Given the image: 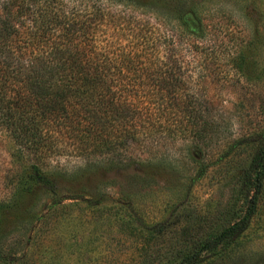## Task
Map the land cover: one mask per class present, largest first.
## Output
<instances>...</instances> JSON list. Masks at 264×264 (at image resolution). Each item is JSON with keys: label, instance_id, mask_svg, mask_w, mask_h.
I'll list each match as a JSON object with an SVG mask.
<instances>
[{"label": "rangeland", "instance_id": "374dc122", "mask_svg": "<svg viewBox=\"0 0 264 264\" xmlns=\"http://www.w3.org/2000/svg\"><path fill=\"white\" fill-rule=\"evenodd\" d=\"M7 2L24 21L64 15L56 36L90 32L110 60L120 56L122 74L110 80H143L127 67L151 65L177 89L172 105L154 97L147 106L159 125L128 158L60 142L40 161L21 159L0 130V264H177L241 215L242 175L264 133V0ZM92 15H103L99 29H89ZM185 108L199 126L190 136L164 123ZM35 164L49 177L28 186ZM225 259L264 264V190Z\"/></svg>", "mask_w": 264, "mask_h": 264}, {"label": "trees", "instance_id": "16d2710c", "mask_svg": "<svg viewBox=\"0 0 264 264\" xmlns=\"http://www.w3.org/2000/svg\"><path fill=\"white\" fill-rule=\"evenodd\" d=\"M5 5L0 3V130L21 159L28 154L40 161L60 142L70 143L83 156L128 158L131 147L152 140L158 119L144 111L154 97L166 106L174 103L177 84L168 71L155 72L151 65L139 70L132 63L127 68L147 80H110L122 74L120 56L110 60L104 46L92 45L90 32L56 36L53 29L62 25L64 15L27 16L24 21L11 2ZM102 16L92 15L89 29H99ZM191 115L187 109L171 113L164 123L176 124L181 134L190 136L199 129ZM259 140L242 175L241 215L195 244L177 264H223L250 229L264 190V133ZM48 175L35 164L26 184L45 183Z\"/></svg>", "mask_w": 264, "mask_h": 264}]
</instances>
